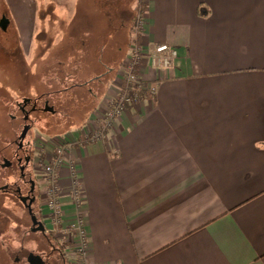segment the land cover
I'll list each match as a JSON object with an SVG mask.
<instances>
[{
	"label": "crops",
	"instance_id": "obj_1",
	"mask_svg": "<svg viewBox=\"0 0 264 264\" xmlns=\"http://www.w3.org/2000/svg\"><path fill=\"white\" fill-rule=\"evenodd\" d=\"M3 1L30 59L36 0ZM145 2L148 90L68 158L81 185L84 264H264V0ZM161 45L177 57L153 68Z\"/></svg>",
	"mask_w": 264,
	"mask_h": 264
},
{
	"label": "rangeland",
	"instance_id": "obj_2",
	"mask_svg": "<svg viewBox=\"0 0 264 264\" xmlns=\"http://www.w3.org/2000/svg\"><path fill=\"white\" fill-rule=\"evenodd\" d=\"M145 1L36 0V31L29 59L18 39V26L14 19L12 20L11 13L8 12L4 1L0 0V20L4 16L9 21L5 32L0 29V128L6 126L5 124L8 120L4 112L9 103L19 98L22 85H26L28 94L33 95L37 93V86L44 84L43 75L45 76L48 72L55 74L54 77L57 74L61 75L58 76L57 80L63 79V84L58 85V88L63 89L72 84L69 77L64 78V73L68 75L73 74V76L81 74L86 76V78H93L90 73L93 71L91 68L95 64L91 60L88 62L85 54H81L76 63L74 58L73 60H67L64 56L66 53L69 55L67 49L73 50L72 48H74V46H70L73 41L71 37L74 32H79L80 34L82 31H86V34H89L88 47L98 49L104 44L106 48L102 47L100 50L103 55L102 59L108 58V56L112 57V55L116 56V60L112 62L114 63L112 65H115L119 57L123 56V60L121 61L122 67L127 62L132 50L141 47L139 45V37L142 30L143 14L146 8ZM117 46L120 49L115 54V47L117 48ZM26 49L28 51V48ZM96 55L94 59L96 58L97 60ZM120 71L121 68L114 74L113 80L108 85L104 81L101 83L95 81L89 83L88 87H84L83 89L77 88L75 90L78 94L77 99L71 93L66 94L63 91L49 92V104L57 113L53 116L47 114L36 125V129L42 130L43 134L46 132L43 131L44 129L47 130L52 127L49 130L50 132H47V135H42L36 131V145L41 165L49 164L57 149H60L64 143L73 144V148L76 146L77 142L74 140L75 134L80 129L87 131L86 126L89 125L88 120L90 115L93 113L97 115L101 112L100 115L103 116L102 114L110 109L111 104L119 98L120 86H122L120 85L122 82L118 76ZM53 83L55 82L53 81ZM79 83L82 82H73V84ZM96 85L97 89H95ZM49 86L51 87V83H48L45 88H49ZM104 87L105 91L102 90ZM89 88L93 89L92 91L98 95L94 102L90 96L88 98L85 95L84 97H79V94H85ZM102 91L104 94L98 100ZM108 93L111 97L108 96ZM94 104H98L97 107ZM86 107L88 108L86 109ZM56 119H60V121H57L60 124L57 129L56 125L51 122ZM101 124L98 121L96 123L97 128ZM68 158L69 152L65 157L66 162L64 166L59 171V190L60 202L64 201L63 197H66V202H69L71 205L72 189L70 190L69 188V181L72 174ZM62 169H67V177H65L64 182H62L63 178H60ZM37 172L42 174L39 177L42 184L41 203L44 208V218L49 228L60 239L61 244L64 246V254L68 257L70 263L84 264L83 255L76 253L72 246L73 243L69 234L71 232L69 231V224H67L69 213L65 215L66 221L64 224L62 221L61 224L52 221L47 208V193L49 188L47 177L44 174L43 167L41 171Z\"/></svg>",
	"mask_w": 264,
	"mask_h": 264
},
{
	"label": "flooded vegetation",
	"instance_id": "obj_3",
	"mask_svg": "<svg viewBox=\"0 0 264 264\" xmlns=\"http://www.w3.org/2000/svg\"><path fill=\"white\" fill-rule=\"evenodd\" d=\"M48 73L43 75L44 84L37 86L36 94L29 95L22 85L19 98L4 112L8 121L0 128V264H71L44 218L42 174L37 172L41 171V160L36 131L47 135L52 129H44L43 134L36 129L37 122L57 113L49 104L50 91L45 87L53 81L57 87L63 84V79L57 80L60 74L54 77ZM70 80L72 84L64 88L66 93L78 87L73 78ZM57 121L60 119L51 121L56 129L60 126Z\"/></svg>",
	"mask_w": 264,
	"mask_h": 264
},
{
	"label": "built area",
	"instance_id": "obj_4",
	"mask_svg": "<svg viewBox=\"0 0 264 264\" xmlns=\"http://www.w3.org/2000/svg\"><path fill=\"white\" fill-rule=\"evenodd\" d=\"M177 57V52L166 46L161 45L154 49L149 56V62L153 68H168L172 65L173 61ZM143 63V54L141 48L133 49L127 62L121 67V71L118 73L121 84L119 91V98L116 99L110 109L103 114L99 120L101 126H99L94 133L86 135L83 142L78 141L76 144L91 143L105 136V133L110 128L112 122L118 117L127 107L134 105L140 100L141 93L147 91L146 85L140 78V69ZM71 143H64L60 149H57L53 155L49 164L41 165L43 167L44 174L47 177L48 182V195H47V208L52 221L57 224H61L63 209L60 202V183H59V171L65 164V157L67 153H71L73 147ZM70 164V163H69ZM70 166V170H71ZM70 190L72 189V203L71 207L76 214L74 223L69 225V231L71 233V240L73 248L76 253H81L84 257L87 236L83 228L82 220L79 217V210L82 205V193L81 185L76 179L74 172L71 170ZM61 204V205H60Z\"/></svg>",
	"mask_w": 264,
	"mask_h": 264
},
{
	"label": "trees",
	"instance_id": "obj_5",
	"mask_svg": "<svg viewBox=\"0 0 264 264\" xmlns=\"http://www.w3.org/2000/svg\"><path fill=\"white\" fill-rule=\"evenodd\" d=\"M78 34H79V32H77V33L74 32L73 33V36L71 37L73 41L71 42L70 46L71 47L74 46V48H72L73 50L67 49L69 51L68 52L69 55H67V53H66V54H64V56L66 57L67 60H73V58H74V61L76 63L78 61L80 55L81 54H85L88 57V58L85 57L88 62H90V60L94 61L95 66L93 68H91L93 71L90 73V75L93 76V78H89V77L86 78V76H83L81 74H77V76H75V75L73 76V74L72 75H68L67 73L66 74L64 73V78L69 77L71 79L73 78L74 81H76V82L77 81L78 82H82V83H79L78 87H77V88H82V89L84 87H88L89 83L95 82V81L96 82H100V83L102 81H104V82H106V85H108L113 80L114 74L117 73V71L121 68V65H122L121 61L123 60V56H120L118 61H117V63L115 65H112V64H114L112 62L116 60V56L115 57H114V55H112V57L108 56V58H105L107 60H105L104 58L102 59L103 55H102V51H100V50H101L102 47L106 48V46L104 44H102V46L99 47L98 49L97 48L94 49V48L88 47L87 44H88V40H89V34L87 35L86 31H82L79 35ZM119 49H120L119 46H117V48L115 47V52L114 53L116 54L117 50H119ZM96 53H97V55H96ZM95 55L97 57V60H96V58L94 59ZM100 61H101V63H100ZM96 63H97V65H96ZM95 89H97V85H96ZM48 90L52 91V92H54V91H59V92L63 91V92L66 93V91L63 88H58L57 85H55L54 83H51V87L49 86ZM89 90L91 92H89L88 89H87L86 93L85 94H79V97L81 98L82 96L84 97V95H85L88 98V96H90V98L94 102V100L97 99L98 95H96V93H94L92 91L93 89L89 88ZM102 90L105 91L106 90L105 87ZM103 91H102V93L100 92L101 94H100V97L98 98V100L103 96V94H104ZM70 93L74 94L75 98L76 97L78 98V94H77L76 91H73V92L72 91H68L66 94H70ZM97 105L94 104L95 107H97ZM94 106H93V108H94ZM87 108L88 107H86V109ZM84 140L85 139H81L79 141L83 142Z\"/></svg>",
	"mask_w": 264,
	"mask_h": 264
},
{
	"label": "water",
	"instance_id": "obj_6",
	"mask_svg": "<svg viewBox=\"0 0 264 264\" xmlns=\"http://www.w3.org/2000/svg\"><path fill=\"white\" fill-rule=\"evenodd\" d=\"M8 25V20L5 17H2V19L0 20V28L2 31H6Z\"/></svg>",
	"mask_w": 264,
	"mask_h": 264
}]
</instances>
